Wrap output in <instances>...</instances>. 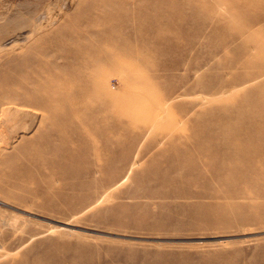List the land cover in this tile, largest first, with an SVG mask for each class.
<instances>
[{"label": "rangeland", "instance_id": "374dc122", "mask_svg": "<svg viewBox=\"0 0 264 264\" xmlns=\"http://www.w3.org/2000/svg\"><path fill=\"white\" fill-rule=\"evenodd\" d=\"M251 1L0 0V264H264Z\"/></svg>", "mask_w": 264, "mask_h": 264}, {"label": "bare ground", "instance_id": "6f19581e", "mask_svg": "<svg viewBox=\"0 0 264 264\" xmlns=\"http://www.w3.org/2000/svg\"><path fill=\"white\" fill-rule=\"evenodd\" d=\"M254 2V1H253ZM251 3L252 1L251 0H231V3H230V11H231V18H232V25H233V28H237V24L241 21L245 22L248 21V19L245 17L246 15V12H248V10L252 8L251 6ZM251 13V12H249ZM257 20V19H255ZM244 24V23H242ZM248 24V23H247ZM249 25V24H248ZM247 30V29H246ZM240 31V30H239ZM236 32H237V29H236ZM240 35V34H239ZM235 53L237 50H234ZM233 51V52H234ZM239 54V53H238ZM113 62V61H112ZM115 62V61H114ZM249 65V63H248ZM234 67V66H233ZM260 67V66H259ZM262 68V67H261ZM23 110V109H22ZM6 111V110H5ZM2 112V111H1ZM9 112V111H8ZM20 113V112H19ZM3 114V113H2ZM9 115V114H8ZM6 117V116H5ZM9 120V119H8ZM262 120V119H261ZM15 123V122H14ZM29 123V122H27ZM261 124V123H260ZM250 126V125H249ZM254 127V126H253ZM251 127V129L253 128ZM262 128H264V124H262L261 126ZM254 129V128H253ZM247 130V129H246ZM250 130V129H249ZM252 132V130H251ZM253 134V132H252ZM248 140V139H247ZM226 146V145H225ZM261 148V147H260ZM217 173V172H216ZM239 177H244V179H260L261 177H259V174H253V175H249V174H244V175H241ZM248 180V181H249ZM253 182V181H252ZM252 184V183H251ZM230 185V183L228 184ZM252 187V186H251ZM67 228V227H66Z\"/></svg>", "mask_w": 264, "mask_h": 264}]
</instances>
